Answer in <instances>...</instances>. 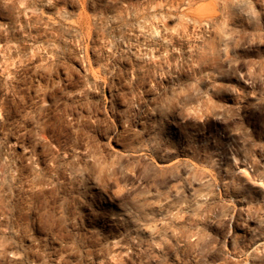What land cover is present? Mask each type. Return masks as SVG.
Listing matches in <instances>:
<instances>
[{
	"label": "rangeland",
	"instance_id": "374dc122",
	"mask_svg": "<svg viewBox=\"0 0 264 264\" xmlns=\"http://www.w3.org/2000/svg\"><path fill=\"white\" fill-rule=\"evenodd\" d=\"M0 264H264V0H0Z\"/></svg>",
	"mask_w": 264,
	"mask_h": 264
},
{
	"label": "bare ground",
	"instance_id": "6f19581e",
	"mask_svg": "<svg viewBox=\"0 0 264 264\" xmlns=\"http://www.w3.org/2000/svg\"><path fill=\"white\" fill-rule=\"evenodd\" d=\"M209 51V50H208Z\"/></svg>",
	"mask_w": 264,
	"mask_h": 264
}]
</instances>
